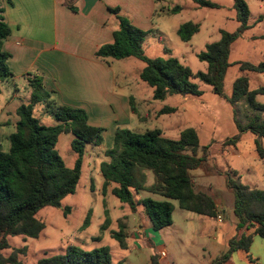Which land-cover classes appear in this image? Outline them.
Instances as JSON below:
<instances>
[{"label":"trees","instance_id":"16d2710c","mask_svg":"<svg viewBox=\"0 0 264 264\" xmlns=\"http://www.w3.org/2000/svg\"><path fill=\"white\" fill-rule=\"evenodd\" d=\"M4 1L0 0V80L8 81L13 74L8 66L10 54L3 51V42L10 35V27L4 15ZM199 8H219L208 0H191ZM236 19L240 26L235 32L220 31L219 40L206 45L204 51L197 55L208 67L206 72H193L177 58H149L144 54L143 44L146 32L134 27L128 18L119 17V30L114 33L113 42L101 46L98 58L123 60L137 58L144 62L140 79L152 90L154 100L165 101L174 95L201 96L204 91L192 82L199 80L209 86L212 92L224 98L230 105L236 106L244 101L253 115L246 124L235 120L240 134L226 139L223 146H236L242 134L251 132L264 138V103L257 101L258 95H264V86L255 90L250 88L246 76L239 77L233 84L232 93L227 96L224 91L225 77L230 67L229 56L232 44L246 31L252 28L251 10L248 0H233ZM264 1V0H259ZM181 10L176 6L170 12L175 15ZM119 10H114L118 13ZM261 21V18L259 19ZM200 29L192 21L181 24L178 36L182 42H189ZM241 71L264 74V61L259 64L241 63ZM31 96L28 103H22L16 110L18 121L16 130L9 136V149H0V264H22L20 255H25L27 247L13 250L10 256L3 251L10 248L8 237L24 236L38 238L45 224L37 219V214L46 207L62 208L63 200L75 193L79 183L87 145L103 144V129L88 124L86 111L66 106H55L50 102L51 94L45 90L43 78L29 73L27 75ZM1 94V88H0ZM46 104L49 115L57 122L48 126L35 115L37 105ZM131 111L138 114L134 98H130ZM175 108L164 107L158 115L174 113ZM72 134L71 148L77 154L73 168L67 167L56 150L61 134ZM200 141L193 128L180 132L177 139L169 138L160 129L146 130L139 133L129 129L117 128L113 146L105 151L108 160L100 165L104 180V194L110 185H115L112 194L121 202L128 204L133 211L136 204L142 205L146 217L153 229L160 231L173 224L174 205L170 201H156L144 198L135 202L134 193L146 190L177 201L182 210L200 216L217 218L214 200L195 191L191 171L203 167L205 155L199 156ZM207 147L203 149L207 152ZM257 151L264 156V149L258 144ZM150 171L155 177L154 183L146 187ZM226 178L227 188L232 190L234 216L237 219V236L229 241L228 252L213 264H226L233 253L244 252L250 263L249 254L254 236L264 237V190L252 189L241 181L237 172H222ZM70 209L66 208V215ZM86 218L83 227L89 224ZM110 217L105 212V221L101 226L104 232L110 225ZM125 225L120 223L119 230L112 237L122 249H127ZM153 264H156L153 257ZM38 264H115L108 247L86 251L78 246L68 247L64 255L45 257ZM123 264V263H117Z\"/></svg>","mask_w":264,"mask_h":264},{"label":"rangeland","instance_id":"374dc122","mask_svg":"<svg viewBox=\"0 0 264 264\" xmlns=\"http://www.w3.org/2000/svg\"><path fill=\"white\" fill-rule=\"evenodd\" d=\"M218 4L219 8H199L191 0H164L163 5L170 7L171 9L165 11V15H155L154 24L158 25L157 30L161 34L160 39H156V44L150 45L148 41L152 37H149L143 45L144 54L149 58H163L170 57L177 58L182 64L189 67L193 72H206L208 65L198 59L197 55L205 50L206 45L217 41L220 38L219 32L221 30L235 32L240 24L236 19V10L233 8V0H208ZM248 5L251 10V23L258 18L259 15L264 14V1L248 0ZM176 6L181 7V10L173 15L171 10ZM161 7V6H160ZM159 7V9H160ZM159 13L161 11L158 10ZM194 22L200 25L199 32L190 40V42L184 43L177 35V29L181 24L185 22ZM264 24L261 22L254 26L252 29L246 31L241 37L238 38L233 45L230 56V70L226 80L225 91L227 94L232 92V86L234 83V77L238 74V77L248 76L250 79V88L255 90L260 86H264V74H253L244 72L237 66L238 63H253L259 64L264 61ZM248 38H253L249 42ZM187 45V46H186ZM134 64L121 61L116 63L114 67L117 77L122 79L123 75L136 73V71L145 67L144 62L134 59ZM141 69V70H142ZM140 80V79H139ZM140 82H143L140 80ZM193 83L199 85L205 92L201 96H180L174 95L168 97V101L163 103L169 107L178 108L180 121L182 125L192 127L198 130L201 140V146L199 149V156L205 155L206 161L203 169L193 171V173L204 172L205 181L212 185L213 189L221 190L226 189V178L221 175L218 170L232 171L236 170L243 177L241 180L244 184H248L247 170L252 173L250 181L255 179L261 180V174L264 170V156H260L257 151L258 144L264 149V138L258 139L253 133H244L241 141L237 145L236 149L231 147V150H224L223 145L214 144L215 141L222 142L225 139L232 138L240 134L234 116L242 124L247 123L249 116L253 113L249 110L247 104L241 101L234 109L232 105L227 103L220 96L214 94L211 88L199 80H192ZM145 88L152 92L143 82ZM0 114L3 107L10 101L12 95V89L9 83H4L0 80ZM147 96H145V99ZM259 103H264V96H257ZM148 108L152 109L154 113H145L146 116L144 123L140 130L152 129L153 126H161L160 116L156 117L157 106L153 107L151 104ZM41 109H37V115H40ZM264 118V115H261ZM46 125H52L49 121L44 122ZM166 124V123H165ZM151 127V128H150ZM162 127H165L163 125ZM8 130L7 127L4 131ZM211 138L215 141L212 143ZM103 144L96 147L94 145H87L86 155L84 156L81 177L77 185L74 194L67 196L62 202V208L57 209L53 207H46L37 214V219L45 224L44 230L40 233L38 238H28L24 236H10L8 242L10 248L3 251L4 256H10L15 249H22L27 247L25 255H20L19 260L22 264H38L39 260L45 257H53L56 255H64L70 246H78L86 251H91V246L94 238L102 235V245L108 247L113 262L123 264H152V258L154 254L159 257L161 251L166 249L168 256L174 258L177 264H198V259H208V255L203 253L199 249L192 252L191 256L184 247L176 241L174 235L179 233V229L187 231V219L196 218L200 221L201 217L198 214L182 210L177 201L168 200L163 196L150 193L146 190H141L139 193L135 192V202L144 198H152L156 201H170L174 207L173 220L175 222L174 227H169L163 230L160 234L165 246L155 248H145L141 245H136L130 238L133 230V220L140 218V213L144 212L142 206L136 204V212H132L128 204L121 203L112 193L111 190L115 185H111L103 194V178L100 173V165L103 161H106V157H102L103 151L113 146L114 134L112 132L103 133ZM73 140L72 134H61L56 146V150L62 157L63 161L69 168H73L77 154L71 148V142ZM209 145V151L205 152L203 149ZM8 146V145H7ZM4 149L7 150V148ZM97 156L99 159L93 161ZM211 158L210 168L207 166V162ZM196 178V187L200 188L199 176ZM155 181V177L152 172H148V178L145 183L146 187L151 186ZM254 183V182H253ZM92 184V185H91ZM253 185V184H250ZM95 190V191H94ZM69 208L70 211L64 214V210ZM107 209L112 219V224L106 232H101L100 227L105 220L104 211ZM91 212V213H90ZM89 217V224L87 227H83L86 218ZM128 215L129 219L125 222L128 224L127 241L129 249H121L119 243L111 236L112 232L119 230L118 219ZM195 219V220H196ZM195 220L193 222L195 223ZM233 221L237 219L234 214H230L228 220H224L219 223L216 219L211 220L210 226L207 228V232L214 236L206 238L208 245L210 246V252L212 254L217 253L219 256L221 253H227L229 249V243L227 239L234 238L237 235L236 226L232 225ZM175 239V240H174ZM260 240L259 237L254 239ZM203 241V240H202ZM200 241V242H202ZM254 241L250 252L253 260L257 261L253 264H264V261L253 255L256 253L255 248L258 242ZM137 243V242H136ZM240 264H252L246 258L244 252H237L235 254ZM195 257V258H194ZM264 259V256H259ZM220 258V257H219ZM258 258V259H257ZM231 260V258H230ZM229 260V261H230Z\"/></svg>","mask_w":264,"mask_h":264},{"label":"crops","instance_id":"0c3cea01","mask_svg":"<svg viewBox=\"0 0 264 264\" xmlns=\"http://www.w3.org/2000/svg\"><path fill=\"white\" fill-rule=\"evenodd\" d=\"M163 2L164 0H5L4 15L11 32L3 42V51L10 54L7 63L13 77L5 81L9 83L12 89V95L10 101L3 107L0 114V149L4 151L9 149V136L15 132L16 122L18 121L16 110L22 103H28L30 100L31 89L27 82V75L29 73L39 75L43 78L45 90L51 94L50 102L55 106L83 109L87 113L88 124L103 129V133L112 132L115 134L117 128L129 129L139 133L151 130H140L146 117L143 115V111L145 110L147 114L154 113L151 108H148V105L151 104L153 107L157 106L156 117L159 116L158 113L162 108L169 107L163 104L168 101V98L165 101L153 99L152 92L145 88L143 82H140L142 68L139 71L137 70L136 73L123 75L122 79L117 77L114 69L117 65L116 63L127 61L134 64V59L137 58L130 57L123 60H115L112 58L103 59L98 58L96 52L101 46L113 42L114 33L119 30L120 16L128 18L134 27L146 32L145 41L149 37H152L148 41L150 45L156 44V39H160L162 33L160 34L157 30L158 25L154 24L155 15L157 13L158 15H165V11L171 9L168 6L165 7ZM114 10L119 11L115 13ZM260 18L261 21H259ZM260 22L264 24V14L259 15L251 23L252 28ZM261 38L264 39V36ZM248 40L251 42L253 38H248ZM236 41L232 44V47ZM240 65L241 63L237 65L239 69ZM229 70L230 67L226 73L224 91L227 85L226 80ZM234 78L235 82L239 78L238 74ZM231 93L227 94L225 91L227 96H230ZM145 96H147V99H145ZM131 97L135 100L138 114H133L131 111ZM232 107L235 109L237 105ZM38 108L41 109L40 115L36 113ZM171 108H175L176 111L163 115L161 126H153L152 129H160L165 136L177 139L181 131L192 127L186 128L182 125L178 108L174 106ZM34 112L43 124L47 121L52 123L49 126L57 124L54 118L49 115L50 113L47 111L46 104L37 105ZM235 120L238 119L234 116ZM163 125L165 127H162ZM5 127L8 130L4 131ZM196 131L201 146L200 135L198 130ZM214 141L215 139L211 138V142L213 143ZM224 141L219 142L217 140L214 144L223 145ZM237 145L227 146L224 150H231V147L236 149ZM4 146L7 150L4 149ZM206 147L208 148L207 151H209V145ZM105 151L102 152L101 159L106 157ZM95 157L93 161L99 159L97 156ZM210 163L211 158L206 163L209 168ZM203 167L200 169H203ZM233 171L238 173L236 170L230 172ZM148 172L150 171H145L147 178ZM218 172L223 175L222 172L224 171L218 170ZM261 172H263L261 174V180L255 179L254 181H250L252 173L247 170L246 176L248 177L246 178H248V186L252 189L264 190V170ZM191 174L194 178L195 191L210 196L216 204L217 216L222 214L223 221L228 220L230 214H234L235 197L232 190L229 188L221 190L213 189L212 185L204 180L206 175L204 172L196 174L191 171ZM238 175L242 180L243 177L239 173ZM195 176H199L200 188L196 187ZM106 211L109 214V211L105 209L104 216ZM132 212H136V210H132ZM200 217V221L196 218L187 219V231L185 232L179 229V233L174 235V237L191 256H193L192 252L197 249L209 256L207 260L205 255L203 257L204 259L199 258L198 264H213L215 260L219 259V257L221 258L225 253H221L219 256L217 253L212 254L210 252L211 248L206 238L214 236V234L210 235L207 232V228L210 226L213 218ZM127 219H129V216L125 215L117 220L118 226L122 223L126 227V241L128 237V224L125 221ZM214 219L217 220V218ZM193 220H195V223ZM110 221L109 227L113 223L111 217ZM232 225L236 226V221H233ZM174 226L175 222L173 220V224L169 227ZM169 227L155 231L151 221L146 217L144 212H141L140 218L133 220V230L130 238L136 245H141L145 248H155L156 246L162 248L165 246L162 239L165 234L161 237L160 233ZM255 237H259L260 240L255 241ZM213 239L216 240V237L214 236ZM231 239V237L227 239V243ZM102 241V235L95 237L91 244L93 247L92 250L104 247L101 244ZM254 241L258 242V244L255 248L256 253L253 255L257 256L263 262L264 259H261L259 256H264V237H253L249 254L253 251ZM127 245V249H129L128 241ZM236 253L232 254L231 260L226 264H240L235 256ZM153 257L155 258L156 264H177L173 257L170 258L168 256L166 249L161 251L159 257L157 254L151 256L152 259Z\"/></svg>","mask_w":264,"mask_h":264},{"label":"built area","instance_id":"2783aa9c","mask_svg":"<svg viewBox=\"0 0 264 264\" xmlns=\"http://www.w3.org/2000/svg\"><path fill=\"white\" fill-rule=\"evenodd\" d=\"M217 220H218L219 222H222V221H223V216H222V214H219V215L217 216ZM162 255H164V254H162Z\"/></svg>","mask_w":264,"mask_h":264}]
</instances>
